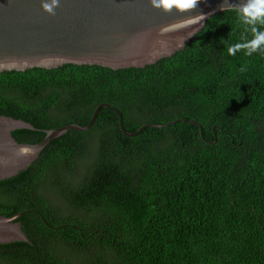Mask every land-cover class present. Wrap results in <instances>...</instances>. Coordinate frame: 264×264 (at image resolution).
I'll return each instance as SVG.
<instances>
[{
    "label": "trees",
    "instance_id": "1",
    "mask_svg": "<svg viewBox=\"0 0 264 264\" xmlns=\"http://www.w3.org/2000/svg\"><path fill=\"white\" fill-rule=\"evenodd\" d=\"M237 10L145 67L0 72V115L35 127L18 142L101 103L145 126L101 107L0 180L31 241L0 243V264H264V48L247 54Z\"/></svg>",
    "mask_w": 264,
    "mask_h": 264
},
{
    "label": "water",
    "instance_id": "2",
    "mask_svg": "<svg viewBox=\"0 0 264 264\" xmlns=\"http://www.w3.org/2000/svg\"><path fill=\"white\" fill-rule=\"evenodd\" d=\"M42 0H0V72L34 67L56 68L67 63L101 65L112 69L145 67L171 56L200 31L213 14L238 9L245 0H198L194 8L164 12L150 0H60L54 14ZM101 107L113 108L127 131L121 112L99 104L85 125L66 124L45 130L38 143L18 142L12 131L35 129L23 120L0 115V180L27 168L53 139L68 130L85 131ZM199 125L196 121H190ZM0 215V243L31 242L16 219Z\"/></svg>",
    "mask_w": 264,
    "mask_h": 264
},
{
    "label": "clouds",
    "instance_id": "3",
    "mask_svg": "<svg viewBox=\"0 0 264 264\" xmlns=\"http://www.w3.org/2000/svg\"><path fill=\"white\" fill-rule=\"evenodd\" d=\"M60 0H42L41 7L49 14H54L59 6ZM198 0H150L154 8L161 9L164 12H171L173 9L183 11L196 6ZM241 23L249 26L248 30L253 33L252 39L247 41V54L264 48V0H245L237 10ZM237 46L231 48L230 54H235Z\"/></svg>",
    "mask_w": 264,
    "mask_h": 264
}]
</instances>
